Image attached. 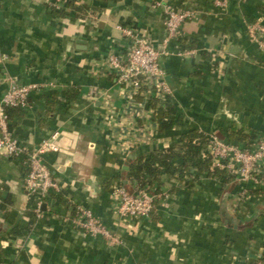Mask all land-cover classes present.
<instances>
[{
    "label": "crops",
    "instance_id": "1",
    "mask_svg": "<svg viewBox=\"0 0 264 264\" xmlns=\"http://www.w3.org/2000/svg\"><path fill=\"white\" fill-rule=\"evenodd\" d=\"M228 1L221 8L213 0H61L59 7L55 0H0V99L12 78L39 85L30 106L10 114L12 128L30 150L58 133L60 150L44 162L61 186L32 222L25 157L0 156V264L264 260V166L251 179L226 183L196 169L192 185L162 174L148 217L122 216L113 196L119 185L137 187L126 177L127 162L192 130L242 147L264 138V52L248 30L264 25V0ZM168 3L195 11L161 57L172 93L151 83L136 93L118 80L108 56L128 53L131 38L121 27L161 48ZM170 106L174 124L163 131ZM237 129L248 136L231 133ZM76 205L92 209L116 241L74 223Z\"/></svg>",
    "mask_w": 264,
    "mask_h": 264
},
{
    "label": "built area",
    "instance_id": "2",
    "mask_svg": "<svg viewBox=\"0 0 264 264\" xmlns=\"http://www.w3.org/2000/svg\"><path fill=\"white\" fill-rule=\"evenodd\" d=\"M60 1L55 0L56 7H59ZM213 1L217 7L221 8H226L229 2L228 0ZM164 11L166 35L162 40L161 48L138 35L133 29L121 27L124 33L131 38L128 53L125 57L116 53H111L108 56L109 65L116 72L118 80L131 86L136 93H139L142 87L149 83L164 95L172 93V88L166 78V70L161 64V57L170 54L168 48L170 42L181 34L182 25L193 17L195 11L191 8L178 7L172 3L166 4ZM248 30L252 39L264 52V25L253 23L249 25ZM38 88L37 84H22L14 78L9 80L0 99V156L25 157L29 167L25 185L30 195L36 196L34 211L38 217H41L50 191H61L60 184L44 162L45 154L60 150L57 141L58 133L50 139L44 140L36 149L30 150L22 144L21 139L12 128L11 116L8 112L9 108H28L31 93ZM206 154L212 157L213 169L227 171L239 181H244L253 178L260 167L264 166V138L255 141L251 146L242 147L227 142L218 135H212ZM113 196L119 200V213L127 218L150 216L157 197L155 193L138 186L130 192L123 185L114 188ZM74 209L75 215L71 219L82 230L94 236L116 241L115 235L92 209L82 205H76ZM255 264H264V260L260 259Z\"/></svg>",
    "mask_w": 264,
    "mask_h": 264
},
{
    "label": "trees",
    "instance_id": "3",
    "mask_svg": "<svg viewBox=\"0 0 264 264\" xmlns=\"http://www.w3.org/2000/svg\"><path fill=\"white\" fill-rule=\"evenodd\" d=\"M143 86L141 90H145ZM153 108H161L159 102L153 99ZM21 108H9V114L20 111ZM174 112V108L170 106L166 111V119L162 121L160 129L165 131L172 128L174 121L170 115ZM232 134L244 138L248 136L245 129L232 130ZM210 143V137L202 131L192 130L181 137V142L172 144L169 147L156 148L149 152L147 155H141L132 161L127 162L125 165L126 177L136 183V186L143 188L149 192L155 190V194L160 192L161 175L170 174L180 180L191 178L189 185H192L197 179L198 175L193 173V169L200 172L209 171L219 178L223 179L226 183L233 178V174L221 169H212V157L206 154ZM206 156H205V155ZM212 169V170H211ZM122 184V181H121ZM107 187L110 186V181H106ZM130 192L133 189L122 184ZM56 192L54 190L50 191ZM36 205V196L32 195L30 200V208L28 215L32 222L36 221L38 216L34 211ZM75 211V210H74ZM153 210L151 212V215Z\"/></svg>",
    "mask_w": 264,
    "mask_h": 264
},
{
    "label": "water",
    "instance_id": "4",
    "mask_svg": "<svg viewBox=\"0 0 264 264\" xmlns=\"http://www.w3.org/2000/svg\"><path fill=\"white\" fill-rule=\"evenodd\" d=\"M46 204H44L43 208H45Z\"/></svg>",
    "mask_w": 264,
    "mask_h": 264
}]
</instances>
